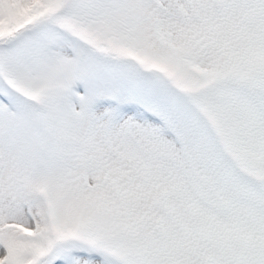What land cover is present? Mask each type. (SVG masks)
<instances>
[{"label": "snow or ice", "instance_id": "obj_1", "mask_svg": "<svg viewBox=\"0 0 264 264\" xmlns=\"http://www.w3.org/2000/svg\"><path fill=\"white\" fill-rule=\"evenodd\" d=\"M0 264H264V0H0Z\"/></svg>", "mask_w": 264, "mask_h": 264}]
</instances>
